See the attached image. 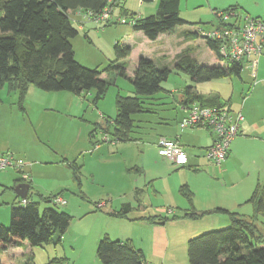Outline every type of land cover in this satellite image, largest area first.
I'll use <instances>...</instances> for the list:
<instances>
[{"label":"rangeland","instance_id":"rangeland-1","mask_svg":"<svg viewBox=\"0 0 264 264\" xmlns=\"http://www.w3.org/2000/svg\"><path fill=\"white\" fill-rule=\"evenodd\" d=\"M159 1L143 3L141 0H124L113 7V22L106 27L86 22L80 29L77 23L73 22L78 30V35L70 40L75 60L85 68L102 71L101 77L109 83L98 102H93L94 90L74 94L68 91L46 92L30 86L21 103L24 108V112H21L17 93H9L6 86L0 89V145L8 143L12 146L10 152L18 160L17 164L23 167L21 174L30 177L29 196L33 201L40 202L39 209L52 206L72 217L60 242L56 243L52 239L39 246H30L23 242V245L0 250V264H45L48 258L55 255L57 258L66 256L73 264L71 256L73 257L79 251L76 247L81 240L74 241L80 239L84 229L87 230L91 223L90 220L97 218L86 217L85 212L105 201L113 209L117 208V211L122 204L129 203L135 207V210L128 214L131 217L137 215V200L133 192L137 188L143 189L145 186L143 179L148 177L153 179L158 192L164 190L156 195L150 187L141 196L142 202L139 204L147 206V210L151 212H156V209L162 207L180 209L183 207L182 202H185L188 207L190 204L181 195L180 189L186 186L193 195L190 184L201 191L198 192L199 196L204 194L207 196L210 193L211 199L233 208L235 207L233 201L239 195H243L247 187L244 184L247 180L244 173L249 171L248 168L254 170L264 164V155L261 153L255 155L256 165L252 166L250 159L242 152L236 164L228 167L226 174L213 169L211 172L207 171L208 176H206L203 173L181 171V164H172L168 160H165L168 165L162 163L164 160L157 154V138L159 136L170 137V129L175 127V121L179 119V116L177 117L178 94L183 93L186 87L197 89L199 93L205 95H219L224 100L231 97L232 105L239 107L245 96L249 95L253 89L254 83L251 81V69L246 66H243L239 77L231 75L208 82L195 83L189 76L175 68L172 51L175 50L173 44L176 43V35L149 41L143 35L136 37L130 26L116 21L118 16L128 17L131 12L136 15L141 14L143 17L154 15ZM214 1L217 5L220 4L221 8L218 10L226 9L227 5L235 4L237 1L242 7H246V12L249 13L238 9L242 16L248 15L264 21L261 15L264 14V0ZM209 3L213 5L214 2L213 0H181L180 16L189 21L202 19V24L194 25V28L210 27L208 24L210 19L211 24L215 25L217 20L209 9ZM206 18L209 20H205ZM178 29L181 31L184 27H178ZM190 38L192 42L197 40L194 35ZM116 42L121 44L127 42L131 46V53L126 61V68H128L126 77L109 75L103 71L109 62L114 60ZM198 52L196 59L202 65L210 66L214 60L208 49L201 44ZM163 53H167L168 58L158 59V56ZM141 55L157 60L160 66L165 65L170 70L167 79L161 84L162 90L148 99H143V110L131 116L133 121L131 141L104 142L105 136L99 130L95 131L94 137L90 139V134L95 130L96 125L109 124L115 118L117 96L126 97L133 94L134 90L130 82L133 76L131 72L135 69L138 57ZM255 76L256 74L252 80H255ZM174 91L177 93L170 94ZM163 124L170 128L163 127ZM179 131L190 134L191 138H197L199 144L203 145L206 142L207 138L203 130L184 129L181 131L179 129ZM42 151L47 152L46 155H43ZM257 151H259L258 148ZM59 157L64 158V162L70 164L74 162L80 167L81 174L78 181L74 179L65 165L64 167L55 165L62 161ZM183 167L186 168V165ZM177 168L179 170H175ZM5 171L0 172V180L3 178V182H0V222L5 224H0L8 227L10 205L16 199L13 188L16 174L12 168ZM142 174L145 175L144 178ZM137 177H139L138 180ZM149 181L148 178L146 182ZM180 182L182 185L179 184ZM262 182L264 183V177L261 178L259 184L262 185ZM54 195L61 196L66 204L53 206L40 199V197L47 198ZM199 201L203 203L205 200L200 197ZM241 208L246 209L245 213L248 215L253 214V207L249 202L239 209ZM168 210L172 211V209ZM174 211L181 214L180 210L174 209ZM187 211L198 212L191 208ZM170 218L172 220V216ZM262 221L264 222V217H259L258 225ZM105 225L106 223L103 224ZM226 227L228 225L215 230ZM206 232L208 230H204L195 237ZM85 241L86 239L82 242L80 250L84 255L93 253L91 250L88 251V242L85 243Z\"/></svg>","mask_w":264,"mask_h":264},{"label":"trees","instance_id":"trees-1","mask_svg":"<svg viewBox=\"0 0 264 264\" xmlns=\"http://www.w3.org/2000/svg\"><path fill=\"white\" fill-rule=\"evenodd\" d=\"M122 1L124 0H0V89L6 86L9 93H17L21 112H24L21 103L30 86L46 92L68 91L74 94L94 90L93 102H98L109 83L101 77L102 71L85 68L75 60L70 40L78 35V30L73 25L71 14L79 10L100 12L104 7H115ZM141 1L146 3L153 0ZM180 1L160 0L156 13L138 18L132 26L133 31L141 32L149 41H155L161 35L170 34L177 27L187 24L179 16ZM238 9L237 6H230L221 11ZM109 24H112L111 21L104 27ZM206 45L217 63L220 62L216 44L208 41ZM114 53V60L103 71L109 75L126 77L124 60L129 57L131 47L116 42ZM175 68L189 76L191 81L203 83L231 75L239 77L243 66H223L218 63L209 67L199 65L196 60L188 57H181L175 63ZM169 73L170 70L165 65L160 66L154 60L139 57L130 79L133 94L117 96L115 118L109 124L96 125L90 139L99 130L107 138L103 139L104 142L131 141V116L143 110V99L162 90L161 84ZM183 96L184 104L197 102L202 106L225 107L230 111L228 103L221 102L219 97L203 98L192 87H186ZM66 165L78 181L80 167L74 162H67ZM180 193L191 203L192 193L186 186L180 189ZM54 197L58 195L40 199L55 206L52 202ZM25 200V204L20 203L10 208L8 227L0 224V250L19 246L23 242L39 246L53 239L58 243L72 221L69 214L55 207L47 206L40 210V202L33 201L29 191ZM247 202L253 207V214L249 217L219 208L207 212L188 211L183 215L196 220L211 213H222L229 219L228 227L208 231L187 242L189 264H264V238L255 226L257 219L264 217V184H257ZM130 210L131 206L125 204L119 211L109 215L126 218ZM175 218L172 216V220ZM149 220L155 221L153 218ZM95 256L101 264H142L145 261L142 252L135 249L129 240H113L107 234L98 240ZM45 264L68 262L61 257L49 259Z\"/></svg>","mask_w":264,"mask_h":264},{"label":"crops","instance_id":"crops-1","mask_svg":"<svg viewBox=\"0 0 264 264\" xmlns=\"http://www.w3.org/2000/svg\"><path fill=\"white\" fill-rule=\"evenodd\" d=\"M213 2H214L213 5L211 3H209L208 5L210 11L212 13L215 11H221V10H218L221 8L220 4L217 5V2L214 0ZM240 5L241 4L239 2L235 1V4L227 5L226 8L230 6H237L239 9H242L243 11L246 12V7L244 6L242 7V5L241 6ZM211 6H213V8ZM179 7H180V3H179ZM224 9L225 8H223L222 10ZM123 12L127 13L128 11H123ZM246 13L249 14L248 12ZM261 15L264 17V14H261ZM138 16L139 18H144L141 14H139ZM179 16H180V10H179ZM119 17L121 16H118L117 19ZM180 18L183 19L181 16ZM209 18H206L205 20H209ZM183 20L187 23L183 26H180V27H184L183 30L180 31L177 27L172 33L163 34L160 37H158L156 40H159L160 38L164 36L176 35L177 40H176V43L173 44L175 50L172 51L173 62L176 63L177 60L181 57H186V58L188 57L190 59L196 60L199 65H202L196 59L197 55H199L198 49L200 45L202 44L203 46H205L212 56L213 54L211 53L207 45L204 43V41H202L199 37L196 36L197 40L193 42L191 41L192 39L190 38V36L192 35L195 36L194 25H201L202 19L199 18L197 19V21H189L188 19H183ZM210 20L208 24L210 25V27H212L213 25L211 24ZM112 22H113V19L111 20V23ZM210 27H205V28H210ZM130 28L133 34L136 35V37H141L142 35L141 32L133 31L132 26H130ZM123 43L126 45H129L127 42H123ZM167 56H169L167 53H163L161 56H158V59L166 60V58H168ZM140 57H146V58L153 60L152 58L147 57V56L141 55ZM127 59L128 58L124 60L125 63ZM213 60L214 61L209 67L218 64L214 56H213ZM127 70L128 68H126V74H127ZM134 70L135 69H133V71L131 72L132 75H133ZM255 74H256L255 80H252L254 78L251 77L252 78L251 81L254 83L253 89L249 92V95L245 96L241 106L234 107V105H232L231 97L228 98V100H224L220 98L219 95L217 96L219 97L221 102L228 103L229 109L232 113L236 111H241L242 116H243V121L240 124L238 135L230 144L226 159L220 166L215 165L212 161H209L205 157V151L211 145V142H212V137L209 131L205 129H200V128H187L191 130L199 129V130L205 131L204 133L206 134L207 139L203 145L198 143L197 138L195 137L191 138L192 136L190 134H184L183 132L179 131V122L181 118L184 116V110L181 109L183 105L184 96H183V93L178 94L179 97L177 100V105H178L177 106L178 107L177 117L179 116V119H176L175 127L170 129L171 130L169 134L170 137L159 136L157 138V141L160 138L178 140L183 150V158L174 164H181L180 165L182 166L181 171L187 170V171L194 172V173H203L206 176H208V174L206 173L207 171L211 172V170L217 169L220 172L226 174L228 172L227 171L228 167L236 164L242 152H244L246 157L250 159L252 166L256 165V160H255L256 154L261 153V155H264V52L258 60L256 69H255ZM192 90L195 91L197 94L201 95L203 98L215 97V95H205L201 92L199 93L197 89L195 90L192 88ZM176 93L177 92L175 91L170 92V94L172 95ZM163 125H164L163 127L170 128V126L168 125H165V124ZM190 132H193V131H190ZM11 148L12 146H10V144L8 143L3 144L2 146L0 145V153H6V152L10 153L13 156L14 161L17 163L18 160L15 158L13 153L10 152L12 150ZM257 148L259 149V151H257ZM42 152H43V155H46L47 153L45 151H42ZM61 159L62 161L59 163H56L55 165H59L62 167H64L63 165H65L69 169V171H71V169L66 165L67 162H64V158H61ZM162 160H164V162L162 163L167 164L165 163L166 161L164 158H162ZM185 165H186V168L183 167ZM21 168L23 169V167ZM22 169H20L19 172L14 170V173L16 174V176L14 177V182H13L14 187L16 184L20 182H26L29 184V187H30L29 190H30L31 189L30 177L28 175L26 176L25 174H21L23 173ZM175 170H179V169L177 168ZM248 170L249 171H246V173H244V176L247 179L246 182H244V184H246L247 186L244 191V194L239 195L238 197H236V200L233 201V204H234L233 206H235L236 209L235 207L230 208L222 204L220 201L217 202L216 200L211 199L210 193H208L207 196L205 194L202 196H199L198 192H201V191L194 188L190 184V188L193 192L192 198L194 196L191 203L188 202L190 205H188L187 207L186 206L187 204L185 202H182L181 206L183 205V207L180 209L177 207L173 208L172 206L168 205L169 207H172V208H167V209H172L171 214H167L166 212L167 209L165 207L156 209V212L155 211L151 212L147 210L148 208L147 206L140 205L141 204L140 202H142L141 196L143 195L144 191H146V189L149 190L151 187L152 192L156 195H159L161 192H164V190L158 192L156 190V187L154 186L153 179L148 177L150 181L146 182L148 178H144L145 175L142 174V178H144L143 181H145V186H143L144 187L143 189L137 188L133 192L134 193L133 195L135 196L137 200V204H136L137 215H134L131 217V215L127 213L128 215L126 216V218L113 217L109 214L117 212V208L113 209V207L109 203H106L105 201L104 203H101L102 204L101 207L95 206L94 208L88 209V211L85 212L87 213L86 214L87 216L86 215L84 216L97 217V218L96 220H90L91 223L87 227V230L84 229V232L82 236L80 237V239L74 241V242H77L81 240L78 247L75 246L76 248H79V251L76 252V254L73 257L70 255L72 258L73 264H101L96 259V256H95L96 247L95 246L97 245L98 240L104 234H109V237L112 238L113 240H126V239L129 240L135 249L140 250L142 252L145 258V261H147L150 264H189L188 258H187V252H185V249L187 248V245H186L187 242L190 239L194 238L197 234L203 232L204 230L205 231L215 230L216 228H220V227L222 228L223 226L229 225V219L225 214H222V213H211V214L205 215L196 220L185 218L183 217V215L186 212H188L187 211L188 208L196 209L198 210V212H207V211H211V210L219 208V209L227 210L230 212H236L240 215H243L244 217L251 216L245 213L247 212L246 209L243 210V208H241L240 210L239 208L247 202V200L250 198L249 196L252 195L257 184L260 183L261 178L264 177V164L262 165V167H256V169L254 170L249 169V168ZM4 172L6 171H3V173ZM138 178L139 177H137V180ZM0 182H3V178H1ZM253 183H255L256 185H254ZM179 184L182 185L181 182ZM263 184L264 183L262 182V185ZM6 188H9V187L6 186ZM200 197L204 198L205 201L203 203L199 201ZM15 198L16 199L14 200V203L10 205V208L12 206L20 204L21 198L18 197L17 195L15 196ZM125 204H129V203H125ZM125 204H122V206ZM129 205L131 206V210H132V211L130 210L129 212H133V210H135L134 209L135 207H133L131 204ZM122 206H120V209L122 208ZM174 209H177V211L180 210L181 214L176 213ZM171 216H175L176 218L171 220L170 219ZM149 218H153L155 221L151 222ZM258 219L255 222V226L257 228V231L264 238V222L262 221L263 223L261 222L260 225H258L257 223ZM110 220L111 222H109ZM95 221H97L96 224H95ZM160 221H163V223H160ZM98 222H101V224H98ZM0 223L3 225L5 224L2 221ZM104 223H106L105 226H103ZM83 237L84 239H82ZM85 239H86L85 243L88 242L87 244L89 248L88 251L90 252L91 250V252H93V253H89L88 255H84L83 252L80 250L81 244ZM52 258H57V255L48 258V260ZM64 258H66L68 264H71L70 259H68L66 256H64Z\"/></svg>","mask_w":264,"mask_h":264},{"label":"built area","instance_id":"built-area-1","mask_svg":"<svg viewBox=\"0 0 264 264\" xmlns=\"http://www.w3.org/2000/svg\"><path fill=\"white\" fill-rule=\"evenodd\" d=\"M112 13L113 6H106L100 12L79 10L71 14V20L80 29L86 22L105 26L112 20ZM213 14L217 20L215 25L210 28L197 27L194 32L204 43L211 41L216 44L219 64L249 67L254 77L258 60L264 52V21L248 15L242 16L239 11H216ZM138 18V15H129L119 17L117 22L133 26ZM181 109L184 110V116L179 122V129L200 128L209 131L212 142L205 151V157L220 166L226 159L230 144L238 135L243 121L241 111L232 113L225 107L202 106L197 102L183 103ZM157 154L171 163L183 158V150L177 139L160 138L157 142ZM10 168L19 172L21 166L10 153H0V172ZM25 202V199L20 201L21 204ZM52 202L56 205L66 204L59 196L52 198ZM101 206L97 204V207ZM166 212L172 213L168 209ZM142 264L150 263L143 261Z\"/></svg>","mask_w":264,"mask_h":264},{"label":"water","instance_id":"water-1","mask_svg":"<svg viewBox=\"0 0 264 264\" xmlns=\"http://www.w3.org/2000/svg\"><path fill=\"white\" fill-rule=\"evenodd\" d=\"M29 190V184L26 182H20L15 185L14 192L21 199H25Z\"/></svg>","mask_w":264,"mask_h":264},{"label":"clouds","instance_id":"clouds-1","mask_svg":"<svg viewBox=\"0 0 264 264\" xmlns=\"http://www.w3.org/2000/svg\"><path fill=\"white\" fill-rule=\"evenodd\" d=\"M206 44V43H205Z\"/></svg>","mask_w":264,"mask_h":264}]
</instances>
